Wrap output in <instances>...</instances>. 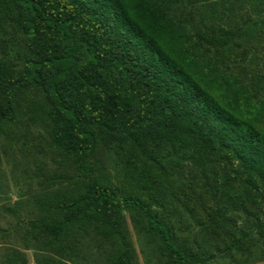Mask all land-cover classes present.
Instances as JSON below:
<instances>
[{
	"label": "trees",
	"instance_id": "16d2710c",
	"mask_svg": "<svg viewBox=\"0 0 264 264\" xmlns=\"http://www.w3.org/2000/svg\"><path fill=\"white\" fill-rule=\"evenodd\" d=\"M193 14L194 24L167 0H0V133L28 100L29 119L74 173L40 196L44 215L20 226L28 240L71 260L92 235L115 245L111 264H129L132 210L165 264H205L251 243L264 253V210L246 208L264 209V71L252 46L264 0H194ZM237 60L244 71L230 68ZM182 172L208 193L205 222L228 210L251 218L215 253L198 250L203 220L186 229L189 245L177 240L167 176Z\"/></svg>",
	"mask_w": 264,
	"mask_h": 264
},
{
	"label": "rangeland",
	"instance_id": "374dc122",
	"mask_svg": "<svg viewBox=\"0 0 264 264\" xmlns=\"http://www.w3.org/2000/svg\"><path fill=\"white\" fill-rule=\"evenodd\" d=\"M167 1L175 15L190 19L194 24L197 19L193 14L194 0H180L179 3ZM252 46L256 49L258 67L264 71V32L258 41L252 42ZM230 68L244 71L247 66L237 60ZM261 95L264 96V92ZM27 103L28 100L21 102L22 112L16 128H8L5 133H0V264L14 256H20L25 264L42 261L47 264H111L109 256L115 245L92 235L80 237L70 260L62 253L28 240L20 228L27 220L44 215L38 204L40 196L65 184V181L56 184L55 179L74 175L64 158L49 149L43 131L29 119V112L25 109ZM105 160L100 165L105 166L108 177L113 178L114 171ZM190 175L182 172L181 176H167L171 181L170 191L177 198L171 207L176 237L187 245L190 237L186 229H191L197 220L204 221V214L211 208V200L202 180ZM246 208L251 212L264 210L251 204H247ZM262 214L260 218L264 223ZM250 219L240 211L228 210L224 217L204 221L203 229L194 235L198 250L215 253L217 245L221 247L226 243V230L236 234L238 228L246 229L249 226ZM123 227L132 251L129 264H165L166 257L158 242L141 229L134 211L124 210ZM205 264H264V253L256 243H251L240 251H232Z\"/></svg>",
	"mask_w": 264,
	"mask_h": 264
},
{
	"label": "water",
	"instance_id": "95a60500",
	"mask_svg": "<svg viewBox=\"0 0 264 264\" xmlns=\"http://www.w3.org/2000/svg\"><path fill=\"white\" fill-rule=\"evenodd\" d=\"M19 264H25V263H23V262H19Z\"/></svg>",
	"mask_w": 264,
	"mask_h": 264
}]
</instances>
